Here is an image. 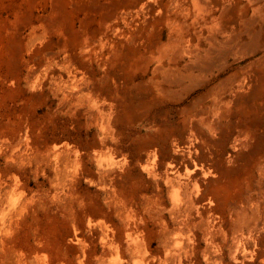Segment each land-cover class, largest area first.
Wrapping results in <instances>:
<instances>
[{"label": "rangeland", "instance_id": "1", "mask_svg": "<svg viewBox=\"0 0 264 264\" xmlns=\"http://www.w3.org/2000/svg\"><path fill=\"white\" fill-rule=\"evenodd\" d=\"M251 93L264 0H0V264H264Z\"/></svg>", "mask_w": 264, "mask_h": 264}, {"label": "bare ground", "instance_id": "2", "mask_svg": "<svg viewBox=\"0 0 264 264\" xmlns=\"http://www.w3.org/2000/svg\"><path fill=\"white\" fill-rule=\"evenodd\" d=\"M80 22H82V19ZM213 95L214 96L212 98V102L208 104V107L218 109L219 116L217 119L210 121L208 123V126L210 131H212L213 133L223 134L224 130L231 126L229 118L235 114L240 113L241 110L238 108L239 105L234 100L231 99L226 100V97H222L218 92H215ZM249 96L253 98L254 101L253 104L257 109V116H256L257 119L259 121H264V93L261 95H254L251 93L249 94ZM259 135L260 134L256 130H252V129L244 130L238 128L235 130L233 137L240 145H246L248 142H252Z\"/></svg>", "mask_w": 264, "mask_h": 264}]
</instances>
